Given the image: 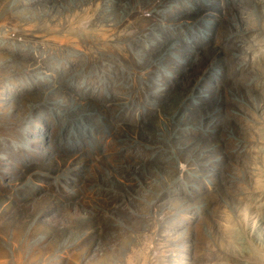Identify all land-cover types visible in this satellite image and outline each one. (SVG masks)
Instances as JSON below:
<instances>
[{"label": "rangeland", "instance_id": "rangeland-1", "mask_svg": "<svg viewBox=\"0 0 264 264\" xmlns=\"http://www.w3.org/2000/svg\"><path fill=\"white\" fill-rule=\"evenodd\" d=\"M0 264H264V0H0Z\"/></svg>", "mask_w": 264, "mask_h": 264}, {"label": "trees", "instance_id": "trees-1", "mask_svg": "<svg viewBox=\"0 0 264 264\" xmlns=\"http://www.w3.org/2000/svg\"><path fill=\"white\" fill-rule=\"evenodd\" d=\"M175 84H176V87H184V84H181V83H178V82H175ZM44 88H45V90H46V85L44 84ZM100 94H102L101 95V97L100 98H98L99 99V102H100V104L102 105V106H104V105H106L107 104V106H104V107H106V109L108 110V111H110V112H113V109H110V108H108L109 106H110V104H109V100H111V99H113L114 100V98L111 96V95H107V94H103V93H100ZM96 100H97V98H96ZM115 101V100H114ZM121 103H122V105H126V103H127V101L126 100H123V101H121ZM111 114V113H110ZM146 163H147V160H146Z\"/></svg>", "mask_w": 264, "mask_h": 264}, {"label": "bare ground", "instance_id": "bare-ground-1", "mask_svg": "<svg viewBox=\"0 0 264 264\" xmlns=\"http://www.w3.org/2000/svg\"><path fill=\"white\" fill-rule=\"evenodd\" d=\"M248 253H250V254H251V255H248V257H249V256H251L252 258H253V257H256V255H257V254H255V255L253 256V254H252V252H251L250 250L248 251ZM256 253H258V254H259V252H258V251H257ZM259 255H261V254H259ZM246 256H247V255H246ZM257 257H259V258H260V256H258V255H257ZM249 258H250V257H249ZM252 258H251V259H252ZM259 258H258V259H259ZM254 260H256V263H257V262H259V263H260V260L262 261V260H263V258L261 257V259H260V260H258V261H257V259H255V258H254ZM254 260H253V261H254ZM245 262H246V261H245Z\"/></svg>", "mask_w": 264, "mask_h": 264}]
</instances>
